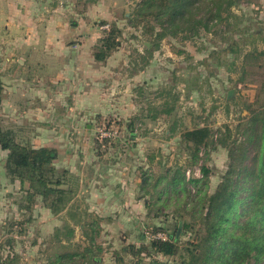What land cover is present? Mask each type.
Returning <instances> with one entry per match:
<instances>
[{"label": "rangeland", "instance_id": "obj_1", "mask_svg": "<svg viewBox=\"0 0 264 264\" xmlns=\"http://www.w3.org/2000/svg\"><path fill=\"white\" fill-rule=\"evenodd\" d=\"M139 1L107 0L106 6L112 11L108 15L67 19L71 29L73 24L80 26L79 30L84 31L80 35L85 34L87 41L96 44L111 24L115 23L119 29L116 35L119 46L101 65V70L110 74V83L114 81L118 87L125 85L126 93L123 91V95H118L122 96L124 102L112 95L105 102L106 111L98 118L91 115L84 123L83 130L89 126L92 141L98 152L107 153L106 160L123 157L125 163L138 168L141 177L144 169H147L143 177L150 175V185L159 175L170 176L178 168L185 171L186 178L200 179V168L207 167L210 170L208 186L203 191L210 194L226 170L227 150L218 146L208 148L201 152V160L197 164L189 165V155L181 144L180 133L206 125L214 132L212 140L216 144L224 126L234 128L246 119L248 109L256 106L255 102L264 87V55H256L264 52V0H234L229 14L223 12L222 20L213 22L210 32L200 30L197 35L191 36L181 31L160 40L156 35L159 28L152 18L134 24L133 16ZM55 3L49 2L46 6L49 8ZM77 3V10L86 9L85 0H78ZM13 48V58L24 53L18 50L16 44ZM95 50L94 46L93 53ZM43 66L49 74L54 73V67ZM18 68L12 66L11 73ZM230 90H233V96L228 99ZM48 100L55 103V99ZM37 101L41 116L45 117L52 106L44 99L37 98ZM164 101L174 104L172 115L158 116L155 120L148 118L147 115ZM69 102L70 99H61V118ZM127 103L129 105L126 107ZM116 104L126 110L122 112V108ZM129 123L133 124L134 131L127 130ZM0 124L4 128L3 116L0 117ZM105 139L106 143L103 142ZM131 142L140 143L138 149H130ZM147 159L149 165H146ZM162 184L163 181L155 189L146 186L142 190L143 194L148 193L150 209L142 210V213L133 212L138 214L137 226L131 225L132 218H123L125 211H119L112 225L113 231L103 233L102 229L99 232L93 245L101 247L100 250L93 248L89 239L83 237L79 225L64 227L61 224V235H48L52 232L51 227L36 225L33 220L27 221V213L19 209L25 201L24 194L20 191L9 192L4 196L7 198L6 212L0 220V264H90L88 260L93 253L101 264H116V254L124 246L147 243L154 229L175 234L180 244L192 240L193 234L185 232L183 221L198 223L200 218L193 217L190 206L183 204L188 200L196 203L201 194L196 193L194 185L187 184L189 199L182 196V201L177 203L173 194L167 193L171 203L162 207L154 203L155 191H160ZM202 205L199 204L198 209ZM92 220L91 217H84V223ZM133 221H136V216ZM197 227L198 224L193 229L196 231ZM68 229L74 231L69 241L65 239ZM142 234L145 235L143 240L140 239ZM65 253L80 255L75 256L72 263L66 258L59 262L57 256ZM122 255L126 263L130 262L131 257ZM158 258L173 261L170 257ZM248 264H264V257L258 263L251 260Z\"/></svg>", "mask_w": 264, "mask_h": 264}, {"label": "crops", "instance_id": "obj_2", "mask_svg": "<svg viewBox=\"0 0 264 264\" xmlns=\"http://www.w3.org/2000/svg\"><path fill=\"white\" fill-rule=\"evenodd\" d=\"M77 1L0 0V81L3 86L0 117H4V128L1 127L13 131L17 142L56 150L54 166L58 171L67 172L62 188L72 191L71 200L57 214H51L40 198H36L29 211L24 209L26 202L23 201L19 209L27 213L26 220L51 227L48 235H55L57 230L62 232L61 224L64 227L79 225L84 237L89 224L84 223V217L93 218L91 222L97 221L100 231L103 229L106 233L113 231L119 211H125L123 218H132L131 225L137 226L138 214L133 212L150 209L148 193H142L145 179L150 175L143 177L147 173L144 169L142 178L138 168L125 163L123 157L106 160L107 153L98 152L89 126L83 130L91 115L98 118L106 111L105 102L112 95L122 100L118 95L126 93V89L125 85L118 87V83H110V74L101 70L110 56L96 61L93 48L98 44L87 41L85 34L80 35L84 32L79 30L80 26L73 24L71 29L67 24L69 17L108 15L112 11L106 6L107 0H85V10H77ZM49 2L55 4L48 8ZM15 44L24 52L18 58L12 56ZM43 65L54 67V73L49 74ZM12 66L19 68L11 73ZM37 98L49 102L48 99H55V103L50 102L52 107L45 117L41 116ZM63 98L71 102L61 118L59 105ZM116 106L122 108V112L126 110ZM139 144L131 142L130 149H138ZM134 153L139 156L136 150ZM6 157L7 151L0 148V220L5 216V197L9 192L20 191L24 199L27 195V184L21 186L18 180L12 181L6 175ZM165 196L163 193L161 204L171 203V198L166 200ZM134 216L136 221H133Z\"/></svg>", "mask_w": 264, "mask_h": 264}, {"label": "trees", "instance_id": "obj_3", "mask_svg": "<svg viewBox=\"0 0 264 264\" xmlns=\"http://www.w3.org/2000/svg\"><path fill=\"white\" fill-rule=\"evenodd\" d=\"M235 4L234 0H140L133 16L134 24L152 18L159 28L157 39L174 36L185 31L195 36L200 30L210 32L213 22L222 20V13L229 11ZM119 29L111 24L104 37L95 46L93 57L96 61H104L119 43L116 35ZM263 56L264 52L256 53ZM246 55L244 56V58ZM3 86L0 81V106ZM163 95V94H162ZM263 96V98L260 96ZM254 107L248 109V115L242 123L234 128L224 126L223 134L213 143L212 129L206 125L186 129L180 133V141L189 155V165H195L201 160V152L216 146L227 150V167L214 191L206 194L203 189L208 186L207 177L210 170L202 166L201 178H186L185 171L176 169L170 176L157 177L150 185L146 177L143 189L147 186L156 188L162 183L163 188L155 191L154 203L165 207L160 202L163 193L167 200L172 193L176 202H181L182 196L189 199L187 184L196 187V193L201 194L196 203L185 201L191 208L193 217L198 216V223L183 221V229L191 232L193 238L182 244L176 240L175 234L166 233L162 229H154L151 234L163 232L166 239H149L147 243L124 246L117 253L116 264H248L256 263L264 257V87ZM174 104L164 101L159 108L147 115L151 120L158 116L170 117ZM127 130L134 131L133 124L127 125ZM221 133V131L219 132ZM239 136V137H238ZM104 143L107 140H103ZM0 148L7 151L5 160L6 175L10 180H18L21 186L27 184L26 205L29 211L36 198H40L44 207L51 214L61 212L71 200L72 191L64 189L67 172L58 171L54 166L57 152L53 148L33 147L29 143H19L13 131L3 129L0 125ZM206 152V151H205ZM169 170H167L168 172ZM147 191V190H146ZM190 203H192L190 205ZM203 205L198 209L199 204ZM153 205V204H152ZM197 208V209H196ZM159 210V209H157ZM198 227L195 231V225ZM83 232L93 245L100 232L97 221L88 224ZM57 230L55 235H61ZM146 234V233H145ZM66 239L73 235L68 229ZM142 234L140 239L143 240ZM122 254L131 257L126 263ZM77 253H65L57 256L62 262L66 258L71 262ZM84 259V254H82ZM158 257H170L173 261H162ZM90 264H101L93 253L88 260Z\"/></svg>", "mask_w": 264, "mask_h": 264}, {"label": "built area", "instance_id": "obj_4", "mask_svg": "<svg viewBox=\"0 0 264 264\" xmlns=\"http://www.w3.org/2000/svg\"><path fill=\"white\" fill-rule=\"evenodd\" d=\"M104 28H107V26ZM102 136H105V134H103ZM187 174H188V172H187ZM154 238L165 240L166 235L164 233H156V234L150 236V239H154Z\"/></svg>", "mask_w": 264, "mask_h": 264}, {"label": "water", "instance_id": "obj_5", "mask_svg": "<svg viewBox=\"0 0 264 264\" xmlns=\"http://www.w3.org/2000/svg\"><path fill=\"white\" fill-rule=\"evenodd\" d=\"M233 96V90L228 91L227 98L230 99Z\"/></svg>", "mask_w": 264, "mask_h": 264}]
</instances>
